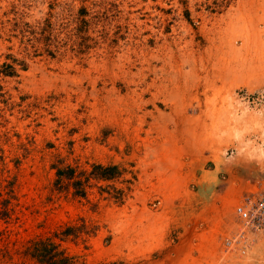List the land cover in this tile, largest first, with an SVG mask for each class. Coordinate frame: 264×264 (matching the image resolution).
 Returning <instances> with one entry per match:
<instances>
[{
	"label": "rangeland",
	"instance_id": "1",
	"mask_svg": "<svg viewBox=\"0 0 264 264\" xmlns=\"http://www.w3.org/2000/svg\"><path fill=\"white\" fill-rule=\"evenodd\" d=\"M261 179L264 0H0V264H264Z\"/></svg>",
	"mask_w": 264,
	"mask_h": 264
},
{
	"label": "trees",
	"instance_id": "2",
	"mask_svg": "<svg viewBox=\"0 0 264 264\" xmlns=\"http://www.w3.org/2000/svg\"><path fill=\"white\" fill-rule=\"evenodd\" d=\"M102 173L98 177L99 180H110L113 178L112 174H108L109 168L98 166ZM66 174L63 171H58V176L61 178ZM8 195L16 198L14 185H8ZM1 196V195H0ZM11 200V197H10ZM0 200V220L8 221L12 219V212L9 208L11 201ZM77 228L67 225L62 231H56L52 235H38L24 244L22 254L31 258L36 264H78L75 258L71 256L67 249L64 248L63 243L67 241L70 236L77 235ZM6 230L0 232V236L4 235ZM6 255H10L8 247L1 249ZM99 264H130L123 261H109Z\"/></svg>",
	"mask_w": 264,
	"mask_h": 264
},
{
	"label": "built area",
	"instance_id": "3",
	"mask_svg": "<svg viewBox=\"0 0 264 264\" xmlns=\"http://www.w3.org/2000/svg\"><path fill=\"white\" fill-rule=\"evenodd\" d=\"M254 190L247 194L245 204L237 207V215L244 228L252 227L258 231H264V179L257 181ZM245 233L236 235L225 243L228 251L236 248V245L247 246Z\"/></svg>",
	"mask_w": 264,
	"mask_h": 264
}]
</instances>
